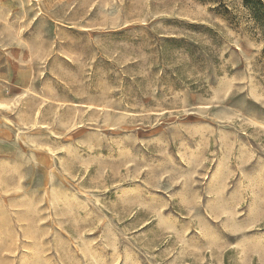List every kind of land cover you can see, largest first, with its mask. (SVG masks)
<instances>
[{
  "label": "rangeland",
  "instance_id": "1",
  "mask_svg": "<svg viewBox=\"0 0 264 264\" xmlns=\"http://www.w3.org/2000/svg\"><path fill=\"white\" fill-rule=\"evenodd\" d=\"M0 264H264V0H0Z\"/></svg>",
  "mask_w": 264,
  "mask_h": 264
}]
</instances>
